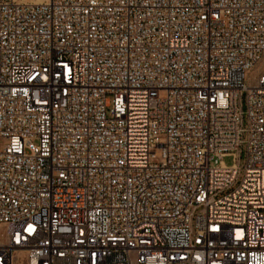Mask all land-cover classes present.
Segmentation results:
<instances>
[{
    "label": "built area",
    "instance_id": "built-area-1",
    "mask_svg": "<svg viewBox=\"0 0 264 264\" xmlns=\"http://www.w3.org/2000/svg\"><path fill=\"white\" fill-rule=\"evenodd\" d=\"M0 264H264V0H0Z\"/></svg>",
    "mask_w": 264,
    "mask_h": 264
},
{
    "label": "rangeland",
    "instance_id": "rangeland-1",
    "mask_svg": "<svg viewBox=\"0 0 264 264\" xmlns=\"http://www.w3.org/2000/svg\"><path fill=\"white\" fill-rule=\"evenodd\" d=\"M224 161H225V163L227 165H231L232 164V159H230V158H226Z\"/></svg>",
    "mask_w": 264,
    "mask_h": 264
}]
</instances>
